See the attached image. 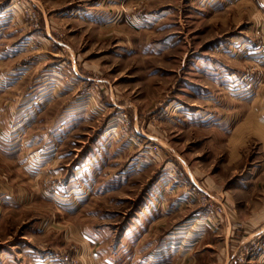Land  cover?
<instances>
[{
	"label": "rangeland",
	"instance_id": "obj_1",
	"mask_svg": "<svg viewBox=\"0 0 264 264\" xmlns=\"http://www.w3.org/2000/svg\"><path fill=\"white\" fill-rule=\"evenodd\" d=\"M252 112L264 0H0V264H264Z\"/></svg>",
	"mask_w": 264,
	"mask_h": 264
},
{
	"label": "crops",
	"instance_id": "obj_2",
	"mask_svg": "<svg viewBox=\"0 0 264 264\" xmlns=\"http://www.w3.org/2000/svg\"><path fill=\"white\" fill-rule=\"evenodd\" d=\"M263 114V116H261L260 114H258L257 112H252L251 114H250V118H252V119H255V120H261V121H263V123H264V113H262ZM260 127H262V128H264V125L263 126H261V125H259ZM263 134H264V131L262 132ZM254 134H256V135H258V136H260V133L258 132V131H254ZM255 171H256V169L255 168H252L250 171H249V175H248V179H249V177H254L255 175H256V173H255ZM192 177H193V180L196 182V177H195V175H194V173L192 174ZM209 184L211 185L212 184V182L209 180ZM260 206H261V204L259 203L258 204V206L256 207V208H253V209H251V211H253V213H255V214H252V215H256V217H263L262 218V221L264 220V205H263V207L260 209ZM254 209H256V211H254ZM264 224V223H263ZM262 224V227H261V229H255V230H252V231H250V232H248L247 233V231L248 230H245L244 228H242V227H240V228H238L236 231H234L235 233V236L234 237H237V239H239L237 242H236V244H238V245H242L243 243H244V241H246V236H247V234H251V235H253V236H261V234H263L264 235V225ZM241 232H243V235L242 236H238L239 234L238 233H241ZM173 248H174V246H173ZM191 249H189V251H190ZM187 251L188 250H183L182 248H179V247H176V249L174 250V252L176 253V252H180V253H183V254H186L187 253ZM168 253H167V256L168 257H170V260H171V258H172V256L175 254H173V251H171V249H170V251H167ZM162 258H163V256H162ZM155 259H157V257H155ZM264 260V259H263ZM170 262H173V261H170ZM226 264H228V262H226Z\"/></svg>",
	"mask_w": 264,
	"mask_h": 264
}]
</instances>
